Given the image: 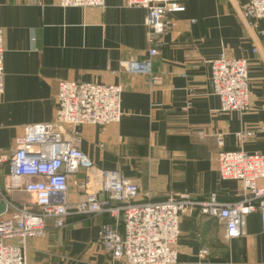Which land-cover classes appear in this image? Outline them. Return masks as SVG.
I'll return each mask as SVG.
<instances>
[{"label":"crops","instance_id":"obj_1","mask_svg":"<svg viewBox=\"0 0 264 264\" xmlns=\"http://www.w3.org/2000/svg\"><path fill=\"white\" fill-rule=\"evenodd\" d=\"M177 1L179 10L155 36L157 54L146 76L123 69L131 59L148 58L146 10L127 8L124 0H105L102 10L63 8L59 0H0V203L32 206L33 196L15 187L9 158L25 127L54 123L60 81L122 88L120 123L79 127L80 149L98 169L135 183L138 202L244 200L242 183L220 178L217 157L239 149L264 156V20L248 27L241 14L249 0ZM221 57L249 61L246 113L220 111L209 63ZM248 132L244 142L237 136ZM85 179V169L70 178V206L82 199ZM109 223L104 214L69 216L61 229L48 223L44 236L28 242L27 264H126L114 262L99 243ZM180 229L177 264H264L259 212L247 216L243 236L232 241L222 222L199 209L182 216ZM119 230L124 234L123 223Z\"/></svg>","mask_w":264,"mask_h":264},{"label":"built area","instance_id":"obj_2","mask_svg":"<svg viewBox=\"0 0 264 264\" xmlns=\"http://www.w3.org/2000/svg\"><path fill=\"white\" fill-rule=\"evenodd\" d=\"M127 8L147 11L151 48L144 61L131 59L123 69L130 74L151 75L152 58L157 54L155 36L165 29L170 13L179 10L177 0H124ZM63 8L104 9L105 0H59ZM242 18L250 29L264 20V0H249ZM4 32L0 28V98L3 82ZM210 86L220 101L221 112L245 113L250 108L247 59L221 57L209 63ZM57 112L52 124L25 127L14 141L9 158L15 187L33 196L32 206L8 204L12 215L0 216V264H27L30 240L45 235L48 223L55 229L66 227L72 215H107L111 223L99 232V243L114 262L126 264H177V244L181 218L199 209L225 226L227 241L243 236L247 216L260 213L264 230V156L243 149L218 153V173L222 180L239 181L245 198L238 203L219 202L215 195L205 202L187 196L162 202H138V186L118 171L95 167L81 151V126L106 127L122 119V88L104 83L60 81L57 85ZM251 132L238 134L243 142ZM81 169L86 179L80 183L82 199L69 203V181ZM124 234L120 233V224ZM204 253L200 258H204Z\"/></svg>","mask_w":264,"mask_h":264},{"label":"water","instance_id":"obj_3","mask_svg":"<svg viewBox=\"0 0 264 264\" xmlns=\"http://www.w3.org/2000/svg\"><path fill=\"white\" fill-rule=\"evenodd\" d=\"M7 205L4 201L0 203V216L4 215L6 212Z\"/></svg>","mask_w":264,"mask_h":264},{"label":"rangeland","instance_id":"obj_4","mask_svg":"<svg viewBox=\"0 0 264 264\" xmlns=\"http://www.w3.org/2000/svg\"><path fill=\"white\" fill-rule=\"evenodd\" d=\"M217 60H218V59H217ZM215 61H216V60H215ZM211 62H212V61H211ZM248 76H249V75H248ZM249 82H250V81H249ZM211 88H212V87H211ZM212 93H213V91H212ZM249 110H250V108H249ZM249 110H248V111H249ZM238 113H239V112H238ZM245 113H246V112H245ZM4 202H5V201H4ZM5 203H6V202H5ZM6 205H7V208H6V212H5V214H9V216H10V215H12V210H11L10 208L8 209V203H6ZM5 214H4V215H5ZM67 219H68V218H67ZM66 225H67V222H66ZM101 246H102V245H101Z\"/></svg>","mask_w":264,"mask_h":264}]
</instances>
